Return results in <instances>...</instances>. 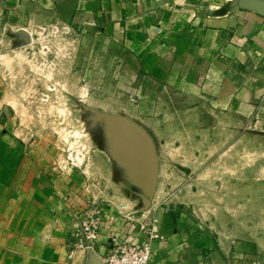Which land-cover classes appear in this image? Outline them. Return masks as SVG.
Returning a JSON list of instances; mask_svg holds the SVG:
<instances>
[{
  "label": "crops",
  "instance_id": "obj_1",
  "mask_svg": "<svg viewBox=\"0 0 264 264\" xmlns=\"http://www.w3.org/2000/svg\"><path fill=\"white\" fill-rule=\"evenodd\" d=\"M21 29L30 43L19 48L14 34ZM68 32L72 66L86 56L87 84L102 74L117 85L118 111L106 113L137 122L164 114L167 102L181 97L216 118L264 131V0H0V264H68L72 213L85 205L84 178L72 168H54L45 151L17 137L8 115L16 102L7 88L17 59L33 64L34 34ZM40 48L38 71L57 72L62 57L49 60L48 47ZM237 160L230 157L229 172L216 171L214 195L264 196L248 176L239 187ZM107 212H101L97 241L101 263L111 237L136 241L125 219ZM226 220L230 232L213 236L206 223L194 226L184 215L159 220L163 241L154 262L264 264V238L252 232L240 242L236 220ZM72 263L88 264L85 252L77 251Z\"/></svg>",
  "mask_w": 264,
  "mask_h": 264
},
{
  "label": "rangeland",
  "instance_id": "obj_2",
  "mask_svg": "<svg viewBox=\"0 0 264 264\" xmlns=\"http://www.w3.org/2000/svg\"><path fill=\"white\" fill-rule=\"evenodd\" d=\"M23 32H15V47L30 43ZM70 33L34 34L33 64L16 60L7 88L16 102V112L8 115L17 137L33 142L35 151H45L56 162L54 168L82 174L85 203L94 201L110 218H124L127 234L136 240L130 242L151 244V264H156L163 236L157 228L158 237L148 241L149 235L138 231L140 222L150 229L151 222L159 227V220L184 215L194 226L206 223L213 236L214 231L230 232L226 219L232 218L238 241L252 232L263 239V195L216 196L214 191L220 186L216 171L221 166L229 172L231 156L238 158L239 187L247 176L257 188L264 187V131L216 118L198 101L181 97L168 101L164 114L137 122L106 113L118 111L117 85L102 74L87 84L85 54L77 68L72 66ZM42 46L50 50L49 60L55 53L62 57L57 72L36 68ZM195 249L194 244L191 254Z\"/></svg>",
  "mask_w": 264,
  "mask_h": 264
},
{
  "label": "built area",
  "instance_id": "obj_3",
  "mask_svg": "<svg viewBox=\"0 0 264 264\" xmlns=\"http://www.w3.org/2000/svg\"><path fill=\"white\" fill-rule=\"evenodd\" d=\"M101 209L94 201H86L81 210L72 213L76 221V227L69 235V242L66 250V261L72 263V258L77 251L95 253L100 226L102 223ZM148 224L139 223L138 231L149 235V240L158 237L155 221ZM152 246L148 242L140 245L125 240L119 236L111 237V247L101 258L102 264H151Z\"/></svg>",
  "mask_w": 264,
  "mask_h": 264
},
{
  "label": "water",
  "instance_id": "obj_4",
  "mask_svg": "<svg viewBox=\"0 0 264 264\" xmlns=\"http://www.w3.org/2000/svg\"><path fill=\"white\" fill-rule=\"evenodd\" d=\"M23 35H27V33H24L23 32ZM136 131H139L140 133H142V130L137 128V127H133ZM86 259H87V262L88 264H102L99 260H98V257L95 253H88L86 255Z\"/></svg>",
  "mask_w": 264,
  "mask_h": 264
}]
</instances>
